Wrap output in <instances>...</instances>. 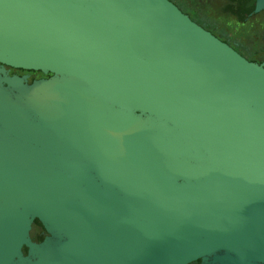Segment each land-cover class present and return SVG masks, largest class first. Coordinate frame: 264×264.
Here are the masks:
<instances>
[{"label": "water", "instance_id": "water-1", "mask_svg": "<svg viewBox=\"0 0 264 264\" xmlns=\"http://www.w3.org/2000/svg\"><path fill=\"white\" fill-rule=\"evenodd\" d=\"M0 64L47 74L0 69V264H264L261 63L168 0H0Z\"/></svg>", "mask_w": 264, "mask_h": 264}, {"label": "flooded vegetation", "instance_id": "flooded-vegetation-1", "mask_svg": "<svg viewBox=\"0 0 264 264\" xmlns=\"http://www.w3.org/2000/svg\"><path fill=\"white\" fill-rule=\"evenodd\" d=\"M170 1L180 12L185 14L191 21L199 25L204 30L211 33L213 36L221 40L230 46L234 51L241 55L237 50H246L248 52L255 50L259 41L251 40L247 43L246 37L236 35L237 32L229 31L223 24L216 22L214 18L219 16H230L237 22L247 21L248 19H254V24L250 27L249 32L253 33L258 30L259 33H264V0H168ZM264 39V35H263ZM253 54V52H252ZM242 56V55H241ZM253 55H251L252 58ZM243 57V56H242ZM244 58V57H243ZM248 60V59H246ZM255 62V60H250ZM262 63L264 66V55L262 61L256 63ZM0 69L5 71L8 76H19L25 78L27 81L31 79H38L46 77L47 74L33 71L25 72L24 70H18L5 65L0 64ZM31 71V70H30ZM36 223V222H35ZM32 223L29 229V237L33 240H37L42 231L36 223L37 237L30 236Z\"/></svg>", "mask_w": 264, "mask_h": 264}, {"label": "rangeland", "instance_id": "rangeland-1", "mask_svg": "<svg viewBox=\"0 0 264 264\" xmlns=\"http://www.w3.org/2000/svg\"><path fill=\"white\" fill-rule=\"evenodd\" d=\"M214 20L216 22H219L220 24H223L225 28L229 29V31L237 32L236 35L238 36H244L246 34V40L248 44L251 40L259 41V44L257 43L255 50L248 51L249 53H251V55H253L252 60H255V63L259 60L262 61V57L264 55V39L260 36L259 32H249L250 27L252 26V24H254V19H248L247 21L237 22L234 18L230 16H219L214 18Z\"/></svg>", "mask_w": 264, "mask_h": 264}, {"label": "trees", "instance_id": "trees-1", "mask_svg": "<svg viewBox=\"0 0 264 264\" xmlns=\"http://www.w3.org/2000/svg\"><path fill=\"white\" fill-rule=\"evenodd\" d=\"M263 21H264V18H262ZM263 31H264V27L262 28ZM258 32V30L256 31ZM253 33H255L253 31ZM264 33H260V36L263 37ZM245 37H246V34H245ZM245 59H248V61L252 60L251 58V53H249V51L247 52L246 50L242 51V50H237ZM264 67V66H263ZM25 72H31L32 74H34L33 71H30V70H24ZM30 236L33 237V238H36L37 237V230H36V223L35 221L32 222V227H31V233H30ZM193 264V263H191Z\"/></svg>", "mask_w": 264, "mask_h": 264}]
</instances>
